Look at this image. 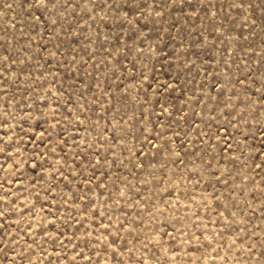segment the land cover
Returning a JSON list of instances; mask_svg holds the SVG:
<instances>
[{
	"label": "rangeland",
	"instance_id": "obj_1",
	"mask_svg": "<svg viewBox=\"0 0 264 264\" xmlns=\"http://www.w3.org/2000/svg\"><path fill=\"white\" fill-rule=\"evenodd\" d=\"M0 264H264V0H0Z\"/></svg>",
	"mask_w": 264,
	"mask_h": 264
}]
</instances>
